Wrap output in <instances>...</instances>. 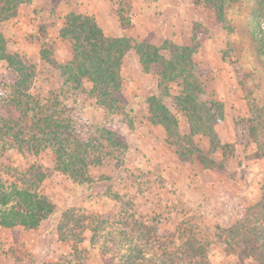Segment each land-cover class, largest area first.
Here are the masks:
<instances>
[{
    "label": "trees",
    "instance_id": "trees-1",
    "mask_svg": "<svg viewBox=\"0 0 264 264\" xmlns=\"http://www.w3.org/2000/svg\"><path fill=\"white\" fill-rule=\"evenodd\" d=\"M30 1L0 0V23L12 20L19 6ZM221 1L206 0L219 20L223 14ZM53 5L55 7V0ZM128 26L122 25L123 28ZM257 32L259 41L264 43V32L260 28ZM59 36L70 44L72 59L57 63L49 45L42 46L40 56L60 73L64 91L55 96H39L33 93L36 68L22 56L8 54L6 41L0 35V62L7 64L8 71L0 72V157L9 151L35 157L46 150L54 156L51 169L32 163L23 171L14 169L15 181L11 183L0 177L1 228L36 230L55 208L54 203L39 195L40 184L56 173L76 185L90 184L89 170L101 166L104 141L125 152V144L111 131L100 129L99 136L93 139L86 124L73 121L67 114L75 111L79 100L92 97L98 107L118 114L133 130V118L126 111L121 77L124 57L130 51H135L144 72L158 79L156 94L146 100L147 121L164 129L178 160L186 163L196 159L204 169L230 176L222 164L227 158L223 156L220 163L214 158L218 150L229 149L231 145L222 144L215 131V126L224 120V104L209 99L195 69L193 56L201 47L197 33H193L190 46H176L169 42L155 46L128 37H107L94 17L70 12ZM85 81L90 83V89L84 87ZM173 84L179 87L175 94L171 92ZM62 98L70 99L72 104L63 103ZM178 112L188 122V135L180 132ZM258 112L256 120L247 118L240 123L241 136L251 138L255 135V128L263 122ZM197 136L208 138V151H203L195 143ZM114 198L120 197L115 195ZM60 218L57 226L59 239L82 242L83 238L73 233L71 225L79 226L84 218L73 210L65 211ZM92 224L91 245L94 246L96 239L103 238L104 243L113 247L101 246V254L118 264H211L209 256L214 244L222 246L225 256L235 257L239 264L248 260L264 264V188L261 198L254 207L245 210L238 223L227 229L217 227L212 241H203L191 231L159 236L152 222L134 219V215L123 214L117 219L118 233L108 232V220L94 219ZM135 242L145 250L139 245L134 246Z\"/></svg>",
    "mask_w": 264,
    "mask_h": 264
},
{
    "label": "rangeland",
    "instance_id": "rangeland-1",
    "mask_svg": "<svg viewBox=\"0 0 264 264\" xmlns=\"http://www.w3.org/2000/svg\"><path fill=\"white\" fill-rule=\"evenodd\" d=\"M55 1L54 13L55 19L58 20L51 25H56L53 29H47L48 27L43 30L40 29L38 31L40 38L37 39V43H33L32 48L40 52L42 46L49 45L53 48L54 55L59 48L58 54L62 58L65 49L62 46L59 47L56 43L58 29L62 27L66 15L73 11V8H79L81 2L80 0H74L73 2L71 0L69 2L65 0ZM132 3L133 0H101V4L110 7L112 12L118 16L121 26L123 24L130 26L132 23ZM220 4L223 7L221 20L217 18L216 12L206 0H181L177 6H182L179 11L184 13L185 21L183 30H181V41L189 42L186 46H190L193 33H197L198 37L201 38V47L193 56V60L196 72L200 75L206 87L207 96L215 102L223 103L228 111V120L219 128V132L229 140L232 138L234 142L230 143L229 149L218 150L214 154V158L217 163L222 162L223 156L227 158L222 164L230 176L227 177L218 173V177H225L230 186H234L241 193L249 195L241 200L238 196L236 200V204L242 207L241 210L244 209L238 211L239 214H244L246 209L254 207L258 202L261 198V190L264 188V130L262 129V123H264V43L259 41L257 32L258 28L264 32V0H222ZM43 9L45 14L41 15V18H43L41 20L45 21L49 19L50 14H48V9ZM44 36H55V41H45ZM151 40L152 38H147L145 41L153 44ZM136 57L135 51H130L124 57V64L121 69L124 77L123 96L127 104V113H130V109H135L139 118L147 120V94L141 91L143 89L142 82L139 79L137 80V87L141 90L130 84L131 78H136L133 76L136 71H140V65L138 66L137 62L135 63ZM36 67L33 89L35 95L53 94L55 96L64 91V87L59 85L61 82L58 81L57 76H51L46 82L43 81L44 72L48 73L52 70V73L54 70L52 67L46 62ZM3 68V66H0L1 70ZM4 73H8V71L6 70ZM53 73L58 74L57 70ZM148 83H144V86ZM48 85L55 93L47 90ZM84 87L90 89L91 85L85 81ZM178 91L179 87L173 84L171 92L175 94ZM83 99L75 104L73 113L68 112L67 114L75 122H79L90 112L88 108L83 112L82 108L90 105L88 102L84 107L81 106ZM62 100L63 103L72 104L70 99L62 98ZM257 110H259L260 119L263 122L258 124L255 128V135L251 138L241 136L240 123L247 118L256 120ZM172 111L176 112L173 108ZM178 114L185 119L181 113L178 112ZM99 119L100 125H86V129H91L90 132L88 131L89 136L95 139L99 136L98 131L105 129L111 131L119 140L125 143V137L120 134L119 136L115 132V128L118 130L122 128V126H119V122L122 120L118 114L102 110ZM233 133L236 135L235 138ZM207 141V139L203 140L202 137H199L195 143L202 147ZM104 142L102 144L103 151H101V170L96 176L90 175L101 181L100 191H98V196L101 199L92 200L88 203L83 202L80 186L70 188L68 185L72 182L64 175L57 173L40 184L39 195L46 197L55 204L54 211L40 224L37 229L38 232L37 230L28 232L37 241L34 244L39 245L40 252L42 251L41 246L47 247L46 239L50 241V236H44V232L49 234L53 230L57 233L60 217L67 210H73L77 215L84 218L82 224H80L81 226L73 227L71 225L73 233L82 237L83 240L80 243L75 239L64 241L62 247H65L66 250H59L61 246L55 243V247L58 248L53 250L54 253L51 250L50 252L55 254L59 250L56 258L58 260L57 264H118L117 261L101 254V246L113 247L111 244L104 243L103 238L101 240L96 239L94 246L91 245L92 234L90 229L93 226L92 220L94 219L108 220L106 226L108 232L118 233L120 228L116 226L117 219L123 214L126 216L134 215V219L143 220L146 223L152 222L157 227L159 236H165L173 232L191 231L203 241L214 240L217 227L225 229L217 224L222 223L220 221L222 216H227L225 206L222 210L210 206L205 198L196 199L193 191L191 192L194 179L190 177L193 173H197L200 166L202 167L196 159L188 162L187 165H180L174 170L175 165L172 162H174L175 149L171 147L169 154L171 169L181 175L179 183L172 185V187H176V190L173 191L171 186L163 185L162 182L153 186V188L147 178H153L154 175L145 178L146 175L139 176L128 170L120 169L125 164V153L108 145L106 141ZM32 163H38L51 169L54 167V156L50 150L43 151L35 157L21 156L15 151H9L0 157V177L11 183L15 181L13 177L14 169L23 171ZM133 174L138 175L139 180H135ZM100 176L101 178H97ZM134 182L136 185H134ZM115 184L117 185V191L116 188L113 189ZM94 188L93 193L96 194L97 188L96 186ZM149 189L152 191L149 192ZM147 190L148 194L145 195ZM219 193H221V190H218L216 195L222 198ZM115 194L120 198L113 201ZM203 195L213 196L210 195V191H204ZM225 197L226 195L223 194V198ZM17 229L20 230L21 228ZM99 232L101 236L102 233ZM4 235V232L0 231V241L6 239ZM137 245H139L138 242H135L134 246ZM154 248L156 249V247ZM142 249L145 250L144 247ZM62 251L63 254H60ZM22 256L28 258L27 254L22 253ZM209 257L211 264H239L235 257L225 256L222 246L217 244L211 247ZM50 258L53 259L52 255ZM245 264L254 263L248 260Z\"/></svg>",
    "mask_w": 264,
    "mask_h": 264
},
{
    "label": "crops",
    "instance_id": "crops-1",
    "mask_svg": "<svg viewBox=\"0 0 264 264\" xmlns=\"http://www.w3.org/2000/svg\"><path fill=\"white\" fill-rule=\"evenodd\" d=\"M65 1L69 2L70 0ZM71 1L73 2L74 0ZM179 1L181 0H133L132 23L127 28H123L120 25L118 16L112 12L110 7L106 6L105 4H101V0H80V7L73 8V11L71 12L94 17L97 24L102 29L104 35L107 37H128L136 39L139 42H143L147 40V38H152L151 42L157 46L164 42H170L176 46H186L189 44V42L186 43L181 41V30H183L185 21L184 13L179 11L182 6H177ZM43 8L48 9V14H50L49 19L45 21L41 20L43 19L41 18V15L45 14ZM54 11L55 10L52 0H31L29 3L21 4L17 9L16 16L12 20L6 23H0V35H2L6 41V52L8 54H18L22 56L36 69V66L44 64L45 61L42 60L39 50L36 51L32 47L35 43H37V39L40 38L38 34L40 29L43 30L47 27V29H53L55 27L56 24L51 25L58 20L57 18L55 19ZM60 29L61 28L58 29V40L56 39V43H58L59 47L62 46L63 49H65V53L61 58L58 54V48L55 51L54 59L57 63L63 64L69 62L72 59V50L70 44L61 41L59 36ZM44 39L48 42L50 40L55 41V36H44ZM136 62L138 66L140 65V71H136V74L133 75L136 78H131L132 80L130 84H133L136 88H139L137 87V80H141L140 82H142L141 86H143V89H139L147 94L148 98L157 92V78L144 72L139 62L138 56L136 57L135 63ZM0 66L4 67L3 70L0 69V72H5L7 70V64L5 62H0ZM51 71L52 70H50L48 73L44 72L43 81L46 82L51 76H57L58 81L61 82L59 83L60 87L63 86L60 73L57 71L58 74L56 75L53 73L56 71L55 69L52 73ZM121 77L122 79L124 78L122 70ZM147 82L149 83L144 86V83ZM47 90H49V92L55 93L54 90L49 87V85ZM88 102L90 103L89 107H84V105H86ZM81 106L84 107L82 108L83 112L86 108L90 110L89 114L86 113L88 114L86 117H82L83 119H80L82 124H86L88 126L101 124L99 122V117L101 116L103 109L97 106L96 100L94 98L85 97ZM129 112L133 118L134 129L131 131L126 129L128 128V125L124 121H120V125L118 124L119 126H122L120 130L115 128V132L118 135H122L126 139L124 141L126 143H124L126 146V150L124 152L126 155L125 164L123 167H120V169L128 170L134 174H138L139 176L146 175L145 178H147V176L154 175L153 178H147L151 187L159 185V183L162 182L164 183L163 185L171 186L173 191L176 190V187H172V185H177L181 175L177 174L174 170H176L180 165H187L188 162H180L174 151L175 157H173L174 162L172 163L175 165V167L174 170L171 169L169 158L171 146L167 141L164 129L161 126L152 125L151 123L147 122V120L139 118L135 109H130ZM224 112V120L215 126V131L222 144H230L234 142L233 139L229 137V140L227 137H223L219 132V128L223 126L228 120L227 108H225ZM98 114L100 115L98 116ZM177 118L181 134H190L187 120L180 116V114L177 115ZM233 136L234 138L236 137L234 133ZM199 137L201 136L195 137V141ZM205 138L206 137H202L203 140H208V138ZM199 148L203 151H208L210 148L209 140L204 146ZM100 170V166L90 168L89 174L91 176H96L99 174ZM138 175H134L135 180H139ZM218 176V172L206 170L200 166L197 173H193L192 177H190L194 179L191 192L193 191V195L196 197V199L205 198L206 202H208L210 206H215L221 210L225 206L227 216H222L220 219L224 225L222 223L217 224L227 229L238 223L243 216V213L239 214L238 212L242 208L236 204L238 196L241 200L245 196L248 197L249 195H246V193H241V191H239L234 186H230L225 177ZM91 178L92 182L90 184L76 185L69 183L68 185L70 188L80 186L79 188L81 190V197L85 203L91 202L92 200L101 199L98 196L101 181L99 179H95L94 177ZM97 178H101V176ZM134 185H136L135 182ZM95 186L97 188V191L95 192L96 194L93 193L95 191ZM115 188L117 191L116 184L114 185L113 189ZM218 190H221V193L219 194L222 196V198H219L216 195ZM150 191L152 190L149 189V192ZM204 191H210V195L213 196L207 197L203 195ZM147 194L148 190L145 195ZM223 194L226 195L225 198H223ZM114 199L115 198H113V201ZM36 230H9L0 227V231L4 232V236L6 238L5 240L0 241V264H57L58 260L56 258L58 251L66 250L65 247H62L64 242L59 239L58 234L53 232V230H51L49 234L48 232H44V236H50V241L46 239L47 247L41 246L42 251L40 252L39 245L34 244V242L37 241L34 240L31 233H28L31 231L34 232ZM55 243H58L61 247L55 254H53V250L58 248L55 247ZM50 250L53 253L50 252ZM22 253L27 254L28 258L22 256ZM60 254H63V251ZM51 255L53 259L50 258Z\"/></svg>",
    "mask_w": 264,
    "mask_h": 264
}]
</instances>
